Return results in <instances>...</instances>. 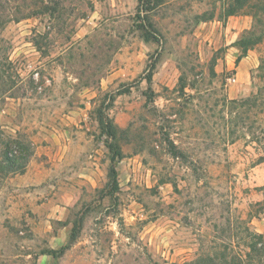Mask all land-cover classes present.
Segmentation results:
<instances>
[{
    "label": "rangeland",
    "instance_id": "374dc122",
    "mask_svg": "<svg viewBox=\"0 0 264 264\" xmlns=\"http://www.w3.org/2000/svg\"><path fill=\"white\" fill-rule=\"evenodd\" d=\"M0 264H264V0H0Z\"/></svg>",
    "mask_w": 264,
    "mask_h": 264
},
{
    "label": "trees",
    "instance_id": "16d2710c",
    "mask_svg": "<svg viewBox=\"0 0 264 264\" xmlns=\"http://www.w3.org/2000/svg\"><path fill=\"white\" fill-rule=\"evenodd\" d=\"M144 33H146L145 37L147 39H149V36L147 34L148 32L145 29H144ZM148 79H150V78H148ZM101 131H102L103 135H106V136H108L110 138H115L116 135H117L118 128L116 126L112 125V124H108L106 126H103L101 128ZM119 158H120V152H119V150L117 148H115L114 149V153L112 155V161H115L116 159H119ZM108 176H109L110 183L115 188H117L118 187L117 171H116L114 166L111 167ZM72 235H73V232H72ZM44 253H48V254L52 255L54 258L57 257V251L56 250L49 249V250H45Z\"/></svg>",
    "mask_w": 264,
    "mask_h": 264
},
{
    "label": "built area",
    "instance_id": "2783aa9c",
    "mask_svg": "<svg viewBox=\"0 0 264 264\" xmlns=\"http://www.w3.org/2000/svg\"><path fill=\"white\" fill-rule=\"evenodd\" d=\"M34 75H35V77H37L38 76V73L36 72Z\"/></svg>",
    "mask_w": 264,
    "mask_h": 264
}]
</instances>
